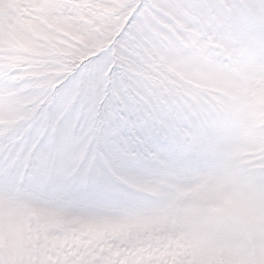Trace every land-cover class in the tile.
I'll use <instances>...</instances> for the list:
<instances>
[{
  "label": "snow or ice",
  "instance_id": "6c2138e0",
  "mask_svg": "<svg viewBox=\"0 0 264 264\" xmlns=\"http://www.w3.org/2000/svg\"><path fill=\"white\" fill-rule=\"evenodd\" d=\"M0 264H264V0H0Z\"/></svg>",
  "mask_w": 264,
  "mask_h": 264
}]
</instances>
